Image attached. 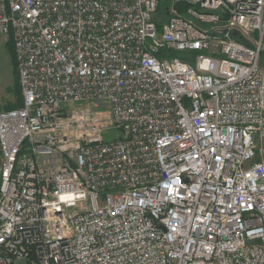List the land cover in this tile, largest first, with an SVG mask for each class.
Listing matches in <instances>:
<instances>
[{
    "label": "built area",
    "instance_id": "2783aa9c",
    "mask_svg": "<svg viewBox=\"0 0 264 264\" xmlns=\"http://www.w3.org/2000/svg\"><path fill=\"white\" fill-rule=\"evenodd\" d=\"M0 34V264H264V0H0Z\"/></svg>",
    "mask_w": 264,
    "mask_h": 264
},
{
    "label": "rangeland",
    "instance_id": "374dc122",
    "mask_svg": "<svg viewBox=\"0 0 264 264\" xmlns=\"http://www.w3.org/2000/svg\"><path fill=\"white\" fill-rule=\"evenodd\" d=\"M9 37L0 34V110L6 109L7 107L17 106L21 102V92L19 85L17 71L12 65L10 54H9ZM191 54L196 56L198 52L188 51H175L171 52V57L183 58L186 55ZM191 62V61H190ZM261 64L264 66V52L261 55ZM68 112L70 114L75 111H89L97 114L102 118L104 123L108 126V107L104 103H77L70 104L68 106ZM116 132L114 129L108 128L102 133L104 139H113Z\"/></svg>",
    "mask_w": 264,
    "mask_h": 264
},
{
    "label": "trees",
    "instance_id": "16d2710c",
    "mask_svg": "<svg viewBox=\"0 0 264 264\" xmlns=\"http://www.w3.org/2000/svg\"><path fill=\"white\" fill-rule=\"evenodd\" d=\"M9 41H10V43H9V54H10V58H11L12 65L16 69V60H15V54H14V49H13V43H12V40L11 39H9ZM17 88H20L19 85L17 86ZM21 104H22V98H21L20 104H18L17 106L7 107L6 109L19 107V106H21Z\"/></svg>",
    "mask_w": 264,
    "mask_h": 264
}]
</instances>
